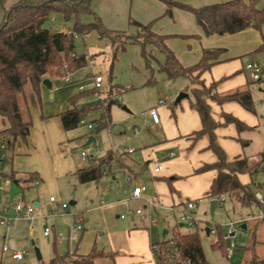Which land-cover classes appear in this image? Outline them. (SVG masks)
I'll return each mask as SVG.
<instances>
[{"label":"rangeland","instance_id":"rangeland-1","mask_svg":"<svg viewBox=\"0 0 264 264\" xmlns=\"http://www.w3.org/2000/svg\"><path fill=\"white\" fill-rule=\"evenodd\" d=\"M17 2L18 0H5L4 2L0 0V25L3 22L5 12ZM102 21L104 23V19ZM83 22L91 23L93 18L85 16ZM73 24V20L65 22L61 16L53 15L46 27L54 31L71 30ZM104 25L108 28L106 23ZM129 26L132 28L130 33H137L134 26L131 24ZM122 31L129 33L128 30ZM75 48L78 54L85 55L88 58L87 68L80 71L79 76L76 75L75 79L82 81L89 90H92L93 85L90 77L93 74H98L104 78L103 88L100 92H96L94 96L84 97L79 102L80 106L88 102H102L101 108L91 113L96 115L99 129L102 128V130L91 134V131L82 125L69 132L63 130L58 114L68 108L69 99L77 95L79 89L75 85L67 86L59 77H52L57 78L62 86L64 85L59 92H55L56 98L54 100L43 99L41 105L37 107L27 106L21 100L22 113L25 119L31 122L30 136L27 143L21 144L20 151H16L15 154L10 151V157L4 164L2 173L9 175L13 168L24 173H28L35 168L40 169L45 176L44 181H40L39 187L36 186L30 189L27 195L28 200L34 194L43 192L44 189L46 191L45 200L49 201V197L54 195L59 199L60 204H67L69 210L65 214H62L58 208L51 212L54 214L50 220L52 233L48 237L44 235L46 224L40 219L36 221V229L33 232L25 231V223L19 222L17 231L11 232L7 240H4L5 228L0 225V264H49L56 251L60 256L69 254L72 257L74 252L85 255L90 253L95 242H97L96 248L98 250L108 253L111 248V239L108 234L109 229L106 226L107 217L100 210H91L94 205L99 206L102 199L106 202L109 201L107 197H103V191L111 187L110 180L106 178L99 184L95 182L81 184L68 171V167L70 164L74 168L85 166L79 158L83 151L96 159L106 155L111 148L119 147L123 149L126 147L128 149L133 148V150L139 149L140 151V148L146 144L159 142L170 135L172 131L168 122L171 115L175 113L176 109L181 111V105H175L179 96L182 93L190 95L189 98L184 99L182 104L184 108L185 105L190 108L191 102H193V95L190 91L191 83L186 78L181 77L170 81L159 71L158 55L161 57L163 55L158 51H154L152 58L150 57L153 69V71H150L147 69L145 59L142 56L141 45L129 43L125 49H121L116 53L111 42L100 39L96 31L90 33L86 38L76 37ZM147 50L148 55L151 56L152 48L148 47ZM151 79L156 83L148 84ZM61 83H58V85ZM111 85L125 90L121 95V99H116L118 102L111 107L110 125L104 123L105 119L108 120L109 118V113L106 110L107 106L116 96L115 93H121L116 89V92L111 94L109 92ZM195 87L201 88L200 86ZM252 89L257 113L254 116L250 115L246 119L247 122L239 119L248 125L255 123V120H257L258 126L239 134L237 139L245 141L247 146L244 147L240 141L231 143L228 148L230 155L238 151L245 157L252 158L257 157L264 151V92L260 91V89L264 90V82L254 83ZM26 91L28 94L30 87H27ZM164 99H168L167 105L164 108L162 107L163 110H158L161 126H154L148 112L152 108H158L160 101ZM124 107L128 111L124 110ZM164 114L168 116L167 120L164 118ZM104 125H107V128L104 129ZM6 127L7 125L3 123L0 117V131ZM136 129H138V133H136ZM233 130L235 132V129ZM92 137L95 140L89 143V139ZM168 150V152H174L176 157L169 159L167 154L164 153L165 156L159 158L160 165L170 166L171 163H179V165H183L181 171L189 173L190 169L198 163L195 158H191L185 163L186 154L182 144H174ZM124 160L127 161L126 158ZM119 179L121 183L122 178ZM254 180L257 186L264 184V172L259 173ZM208 182V178L201 179L197 177L191 180L188 182L190 187L188 193L198 196L203 189H206ZM114 186L118 188L119 185L116 183L113 184ZM9 190V195L4 196L0 201V213L4 206L13 208L18 203L16 198L21 193L19 186L13 184L9 187ZM187 199L197 202L198 208L195 215L201 224L198 232L208 262L210 264H245L249 261L251 254L245 248L254 243V240L250 228L248 230L240 229L242 224L237 225L236 242L239 250L235 251L234 257L227 259L220 250L213 248V244L216 242L219 233H227V225L230 220L239 219L240 213L244 217L250 212L256 214L259 209L256 206L242 208L238 203L228 198L225 206L218 207L212 218L210 214L211 201L209 199L203 196L197 199L189 196ZM74 201L77 203L76 205L71 204ZM143 205L138 201L130 204L131 209H137L139 206L143 207ZM52 209H54L53 206L49 207V210ZM143 210L146 211L145 208ZM75 213L83 218L85 229L79 234L78 240L69 241L70 230L75 225V217L73 216ZM154 216L157 221V229H154V232L160 234L162 239H164L163 232L165 230L169 233L167 238H171L176 226L182 232H197V229L189 228L186 225L180 227L181 222L178 214L171 213L166 217L164 212L161 213L157 210ZM52 226L56 227L55 231ZM207 229L213 230L215 233L207 234ZM252 230H257L256 253L260 258H264V227L260 221H256L252 224ZM60 237H65V240L60 241ZM12 239L16 240V246L20 251L28 253L24 260H15L10 253L3 251L5 245L12 247L10 242ZM36 250L40 252L41 260L37 258ZM98 264H113V262L110 259H100Z\"/></svg>","mask_w":264,"mask_h":264},{"label":"trees","instance_id":"trees-1","mask_svg":"<svg viewBox=\"0 0 264 264\" xmlns=\"http://www.w3.org/2000/svg\"><path fill=\"white\" fill-rule=\"evenodd\" d=\"M3 2L5 0H2ZM94 0H18V2L5 12L4 19L0 25V117L7 127L0 131L9 144L10 151H14L18 145L27 142L31 122L27 121L21 110V100L27 106H40L42 103L41 87L47 77H60L65 64L67 71L75 74L87 68L88 58L76 52V37L86 38L93 31L98 32L99 38L109 40L116 53L125 49L127 44H137L142 47V56L145 59L147 69L153 71L150 57L154 51H158L165 57V62L159 65V71L172 81L178 78H187L191 83L193 102L192 109L200 115L202 128L193 133V143L203 138L209 140L208 150L217 157L214 164L204 165L196 173L202 174L209 171H216L209 192V199H217L225 194L232 201L238 203L242 208L256 206L264 211V206L255 197L257 190L262 186L256 185L255 177L264 172V151L256 159L248 157H236L229 161L226 152L218 142L216 130L221 127L234 125L239 134L253 129L237 117L223 113V123L217 122L213 117L210 102L223 105L228 102H236L246 111L256 114L255 100L252 90L236 92L226 96H220L217 92L219 82L212 83L209 87L201 80L202 76L211 70L224 52L222 49L205 50L201 61L192 67L180 65L174 52L166 45V37L156 34L152 25H144L131 20L130 24L137 29L136 34H129L125 31H114L105 27L102 18L92 9ZM168 8L167 14L172 10L180 8L193 12L198 24L202 27L207 36L212 35H234L248 29L262 31L264 27V0H232L225 3L214 4L199 9H194L184 3V0H160ZM59 15L65 22L74 21L70 32L54 31L46 27L51 16ZM91 16L93 22L84 23L83 18ZM148 47H151V56L148 55ZM264 58V36L263 44L255 52ZM116 59V55H115ZM263 82V81H261ZM156 83L153 79L148 84ZM258 83V82H257ZM195 86H200L198 89ZM27 87L31 92L27 94ZM111 87V94L117 88ZM100 90L92 89L79 91L73 96L69 103L72 108L61 113L58 117L61 120L63 129L66 132L76 130L81 120L101 108L102 102H92L79 105L84 97L94 96ZM117 101L112 100L107 106V112ZM174 114V113H173ZM99 127L95 131H99ZM244 147L245 141L239 139ZM128 153H119L114 149L106 155L96 158L87 164L86 167L78 170L76 176L81 184L99 182L106 172L113 168H122L126 173L131 172L125 162ZM249 175L252 178L250 184L244 185L239 176ZM14 183H17L21 194L35 187L40 181L36 174H30L26 179L17 181L16 174L9 175ZM171 184L172 181H169ZM172 190H174L171 187ZM264 227V217L261 219ZM210 229H207L208 231ZM213 230H210L209 234ZM256 233L252 236L254 243L247 249L251 258L245 264H264V258L256 253ZM169 234V233H168ZM167 234V235H168ZM208 234V232H207ZM223 233L218 234L213 244L215 250H220L228 258L227 241ZM157 247V249H155ZM153 252L156 264H167L173 258L172 251L177 248L184 258L190 259L191 264H210L204 253L199 232L183 233L177 226L171 238L164 239L153 245ZM102 258H114L113 254L94 248L87 255H80L74 252L60 256L57 251L49 264H98Z\"/></svg>","mask_w":264,"mask_h":264},{"label":"crops","instance_id":"crops-1","mask_svg":"<svg viewBox=\"0 0 264 264\" xmlns=\"http://www.w3.org/2000/svg\"><path fill=\"white\" fill-rule=\"evenodd\" d=\"M228 1L232 0H184V3L191 8L199 9L202 7L225 3ZM243 1L247 3L250 2V0ZM92 9L102 18V20L104 19V23H106L108 29L110 30H128L130 33L132 31V28L129 26L131 20L137 21L144 25L151 24L152 30L156 34L166 37V45L172 52H174L180 65L186 68L198 64L201 61L205 50L222 49L224 52L220 55L218 61L212 66L211 70L206 72L201 78V80L204 81L207 86L211 85L214 82H219L216 92L220 96H226L229 94H234L238 91H246L248 89L253 90L252 87L254 82L250 80L249 75L245 70V66L251 62H257L261 64L264 63L263 56L261 54L255 53L263 44L264 27L262 31L248 29L234 35L215 34L212 36H207L202 27L198 24L196 16L193 12L175 8L172 10V13L168 15V8L166 4L160 0H94L92 3ZM59 32H70V30L64 29L59 30ZM160 57L161 56L158 55V66L165 62L164 55L161 58ZM80 71L76 72L73 75L75 82H73L72 84H66L67 86L75 85L79 89V86L86 85L82 81L75 79L76 75L77 77L79 76L78 74ZM94 75L95 74L90 77L92 85ZM46 79L51 81L52 89H48L47 87L42 85V100H54L56 98L55 92H59L64 85L62 86V83L58 81L57 78L47 77ZM58 83L61 84L58 85ZM112 86L113 85H111V87ZM114 88H117L119 91H121V93H115L116 96L113 100L116 101V99H118V96H121L125 89L118 87ZM110 91L111 88L109 92ZM260 91L264 92V90L261 89ZM164 100H166L165 105H160L159 103L158 108L152 109H157V111L159 109L163 110V108L167 105L168 99ZM183 103L184 100L180 103L175 102L176 106L181 105V111L176 109L175 113L171 115L170 119L168 120L172 128L170 135L160 140L159 142L144 145L142 148H140V151L139 149H134V152L128 153L126 155L127 161L125 162L130 167V174L126 173V171L122 168H113L106 172L104 177L99 182H97V184H99L102 180L104 181L106 178H109L111 184L110 188H107L103 191V197H107L109 201L106 202L102 199L100 201V205H94L91 210H100L107 217L106 226L109 229L108 234L111 239V248L108 253L113 254L114 258L102 259H110L113 264H156L152 247L154 244H157L163 240L162 238H160V234L158 235L157 232H154V229H157V223L155 226H150V222L147 216L136 215L135 211L139 209L143 210L144 208L146 209L147 200H153L162 207L158 209L159 212H164L165 216L168 217V215L171 213L178 214V211H184L186 209V204L188 202H191L190 199L186 200V198H189V196L194 197V199L200 198V196L209 199L208 192L213 179L216 177L217 172L209 171L202 174H197L196 171L204 165L214 164L215 162H217V157L212 151L207 149L209 146V140L206 137L196 143H193V133L199 131L202 128L201 118L198 112L192 109V106L188 108L185 105L184 108L182 106ZM210 105L212 107L213 117L217 122L220 123L224 122V119L222 118L223 113L231 114L244 121H246V119L249 118L250 115H256L246 111L241 105L236 102H228L223 105H219L216 102H210ZM70 108H72V105L69 103V106L65 111ZM110 111H108L109 122H111ZM60 114H58V116ZM167 117L168 116L164 114V118H166V120ZM173 120H175V122H173ZM248 126L252 128L257 127V120H255V123H251ZM103 128H107V125H104ZM233 129H235V132ZM100 130H102V128ZM216 133L218 136V142L226 152L229 161L234 160L236 157H245L238 151L232 153V155H230L229 153L228 148L230 147V144L233 142H239V139H237V137L239 136V132L234 125L221 127L216 130ZM90 140L91 138L89 139V141ZM94 140L95 139L93 138L91 143ZM21 144L11 152L15 154L16 151H20ZM174 144H182L184 146L186 154L185 163H187V160L189 161L191 158H195L196 162H198L195 167L190 169L191 171L189 173H184L183 171H181L183 165H179V163H171L170 166L160 165L161 163L159 162V158L164 157V153L167 154V157L169 159H173L176 157V154L174 152H168V149L171 148V146ZM250 159H256V157H252ZM85 166H87V164H85ZM85 166L74 168L73 165L70 164V166L68 167V171L73 174L78 180L76 172L84 168ZM157 166H162V171L160 173L154 172V169ZM12 173L16 174L17 181L26 179L30 174H36L40 178V181H44L45 178L40 169L37 168L32 169L28 173L19 172L13 168L9 175H11ZM120 177L122 178L121 183L119 179ZM197 177L201 179L208 178L209 182L206 186V189H203V191H201L198 196L190 195L188 193V190L190 189L188 182ZM239 178L244 185L250 184L252 182V178L249 175H240ZM128 179H130L129 182ZM169 181H172V183L170 184ZM116 183H118L119 185L118 188H116L115 186L113 187V184ZM13 184L18 186L17 183ZM139 185L146 187L143 198L138 200H131L130 192L135 186ZM262 185V189H264V184ZM171 187L174 190H172ZM29 191L30 190H28L24 195L20 193L19 197L16 198L18 199V202H22L24 204H30L31 202L38 208L42 209L46 214H51V211L57 210V208L59 209V211L61 210L60 206H53L54 209L49 210V207H52V205L50 204V198L56 196L51 195L49 197V201L45 200L44 197L46 195V191L43 189V192L34 194V196H32L30 200H28L27 195ZM9 192L10 190L6 195H9ZM56 199L59 200L57 197ZM209 200L211 201V199ZM134 201L141 202L142 204H144L143 207L139 206L137 209H131L130 204ZM76 204L77 203L74 201V205ZM12 212V207L7 208L6 206H4L1 210V213L4 215H12ZM61 212L63 214L62 210ZM76 215L79 214L75 213V215L73 216L75 217ZM52 216H54V214ZM263 217L264 211L259 209L256 214L250 212L246 217H244L243 214L240 213L239 219L230 220L229 222L239 221L242 224V229L243 225H246V229L243 230H248L250 228L253 233L252 224L256 221H261ZM24 223L25 231L29 232L27 230V223ZM183 226V224H180V227ZM52 227L55 231L56 227ZM14 231H17V226L9 233L5 231L4 240H7L9 234ZM212 233H215V231H212ZM163 237L165 236L163 235ZM10 242L12 245H17L15 239H12ZM96 244L97 242H95L91 251L96 248ZM247 248H245L246 251L250 252ZM238 250L239 247L237 246L236 251ZM234 255L232 257H234ZM232 257H228L227 259Z\"/></svg>","mask_w":264,"mask_h":264},{"label":"built area","instance_id":"built-area-1","mask_svg":"<svg viewBox=\"0 0 264 264\" xmlns=\"http://www.w3.org/2000/svg\"><path fill=\"white\" fill-rule=\"evenodd\" d=\"M68 65L65 64L62 70V73L60 75V79L64 84H72L75 82L73 73H69L67 71ZM245 70L247 71L249 78L252 82L257 83L264 80V63H257V62H251L245 66ZM103 82L104 78L102 75L95 74L93 77V89L102 90L103 88ZM80 91H88L86 85L79 86ZM118 99H121V96H118ZM166 100H161L160 105H165ZM149 115L153 120L154 126H161V120L159 117V113L157 109H152L149 111ZM104 123H111L108 120H105ZM80 124L82 126H85L90 131H94L99 127L98 119L95 114H91L88 117L81 120ZM136 133H138V129L135 130ZM115 151L119 153H132L134 152L133 149L123 148L120 149L119 147L114 148ZM10 157V147L8 142L0 136V201L9 191V187L13 185L14 181L9 178L8 175H5L2 173V168L4 167V164L7 162V160ZM80 160L84 164H88L95 160L94 157L89 156L85 151L81 152L80 154ZM162 171V166H157L154 169L155 173H160ZM130 179H128V182ZM40 186V182L37 181L35 183V187ZM146 191L145 186H135L133 190L130 192V199L131 200H138L143 198V194ZM255 197L259 203H261L264 206V189H259L255 193ZM227 195L223 194L218 200V207H224L227 202ZM50 204L52 206H60L61 210L63 211V214L67 213L69 210V206L67 204H59V201L56 199V197L50 198ZM162 208L158 203L154 202L153 200H147V206L146 211L139 209L136 210V215H145L147 216L150 226H155L157 221L154 216L155 212ZM198 205L197 202L191 201L186 204V209L184 211H178V215L180 217V222L184 226H188L189 228H195L200 230L201 224L198 220L197 216L195 215V212L197 211ZM12 215H4L0 213V225L5 228V231L9 233L11 230H13L19 222H26L27 223V230L29 232H33L36 227L35 223L37 220H43L46 224L44 228V235L46 237L50 236L52 233V229L50 227V218L53 215L46 214L42 209L38 208L34 204H24L22 202H18L16 205L12 208ZM52 212V211H51ZM83 218L80 215L75 216V225L70 230V236L69 241H76L79 238V234L84 231L83 227ZM241 224L239 221H231L227 225L228 231L225 235V240L227 241V253L228 257H232L237 249V225ZM242 229V226L240 227ZM60 241H64L65 237H60ZM157 249V247L155 248ZM3 251L5 253H10L12 258L15 260L22 261L25 259V257L28 255L27 252L20 251L16 245H12L10 248L9 246L5 245L3 248ZM173 258L168 261L167 264H191L190 259H186L183 257L182 253L177 249L174 248L172 251Z\"/></svg>","mask_w":264,"mask_h":264},{"label":"water","instance_id":"water-1","mask_svg":"<svg viewBox=\"0 0 264 264\" xmlns=\"http://www.w3.org/2000/svg\"><path fill=\"white\" fill-rule=\"evenodd\" d=\"M43 85H44L45 87H47L48 89H52V83H51V81L48 80V79L44 80ZM189 97H190L189 94H187V93H182V94L179 96V98L176 100V103H180V102H182L184 99H187V98H189ZM124 110L128 111L126 107H124ZM92 139H93V138H91V140L89 141V143H91ZM71 204L74 205V202H71ZM217 207H218V200H217V199H213V200H211V203H210V214H211L212 218H213L214 215H215V212H216ZM243 229H246V225H243ZM207 232L209 233L210 230H208ZM167 234H168V231L165 230L164 233H163V235L166 236ZM36 254H37V258H38L39 260H41V259H42V256H41V254H40V252H39L38 250H36Z\"/></svg>","mask_w":264,"mask_h":264}]
</instances>
